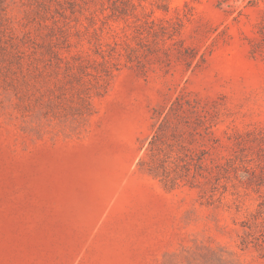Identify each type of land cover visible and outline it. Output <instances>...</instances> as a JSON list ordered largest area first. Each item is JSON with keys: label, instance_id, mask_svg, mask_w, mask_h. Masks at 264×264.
<instances>
[{"label": "rangeland", "instance_id": "1", "mask_svg": "<svg viewBox=\"0 0 264 264\" xmlns=\"http://www.w3.org/2000/svg\"><path fill=\"white\" fill-rule=\"evenodd\" d=\"M0 264H264V0H0Z\"/></svg>", "mask_w": 264, "mask_h": 264}, {"label": "trees", "instance_id": "2", "mask_svg": "<svg viewBox=\"0 0 264 264\" xmlns=\"http://www.w3.org/2000/svg\"><path fill=\"white\" fill-rule=\"evenodd\" d=\"M104 73H106V75L111 76L113 74V71L110 70L109 68H106V70H104ZM156 136L153 137V140L151 141V144L154 142Z\"/></svg>", "mask_w": 264, "mask_h": 264}]
</instances>
